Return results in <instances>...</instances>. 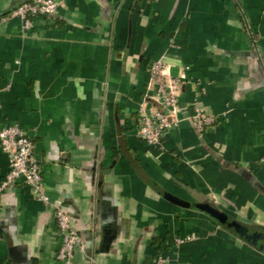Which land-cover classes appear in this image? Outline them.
<instances>
[{"label": "crops", "instance_id": "0c3cea01", "mask_svg": "<svg viewBox=\"0 0 264 264\" xmlns=\"http://www.w3.org/2000/svg\"><path fill=\"white\" fill-rule=\"evenodd\" d=\"M22 1L0 0V15ZM159 57L184 78L179 122L154 147L137 111ZM196 110L217 118L200 134ZM12 123L33 142L49 205L21 182L0 193V264H60L55 205L83 242L71 264L159 253L169 264H264V0H62L27 30L7 18L0 125ZM8 169L0 143V180ZM204 201L258 231L257 246L185 206Z\"/></svg>", "mask_w": 264, "mask_h": 264}, {"label": "built area", "instance_id": "2783aa9c", "mask_svg": "<svg viewBox=\"0 0 264 264\" xmlns=\"http://www.w3.org/2000/svg\"><path fill=\"white\" fill-rule=\"evenodd\" d=\"M61 1H23L8 13L0 15V22L10 17H19L23 28L27 30L31 27L33 18L54 15ZM148 71L150 82L147 86V100L140 104L137 111V134L148 145L160 147L166 132L179 122L178 98L184 75L179 78L172 77L162 57L153 60ZM148 100L153 104L150 108L147 106ZM191 119L195 131L199 134L217 122L214 115L199 110L192 113ZM0 143L9 157L8 172L0 180V193L21 182L34 191L35 198L49 205L48 197L43 192L41 167L33 154L34 145L31 138L17 123H12L0 125ZM53 215L60 233L56 259L60 264H71L75 249L83 248L82 239L73 228L71 217L60 205L54 206ZM176 241L181 242L183 239L177 238ZM150 264H169V260L167 256L159 253L152 257Z\"/></svg>", "mask_w": 264, "mask_h": 264}, {"label": "water", "instance_id": "95a60500", "mask_svg": "<svg viewBox=\"0 0 264 264\" xmlns=\"http://www.w3.org/2000/svg\"><path fill=\"white\" fill-rule=\"evenodd\" d=\"M185 206L189 208H195L209 214L217 221L230 227L237 235L243 237L252 245L257 246L258 239L263 237L258 231H250L249 228L238 221L228 218L224 213L219 211L209 202H186ZM259 247L262 248V246Z\"/></svg>", "mask_w": 264, "mask_h": 264}, {"label": "trees", "instance_id": "16d2710c", "mask_svg": "<svg viewBox=\"0 0 264 264\" xmlns=\"http://www.w3.org/2000/svg\"><path fill=\"white\" fill-rule=\"evenodd\" d=\"M24 1H26V0H24ZM22 2H23V1H22ZM22 2H20V3H22ZM20 3H18L17 5H19ZM17 5H16V6H17Z\"/></svg>", "mask_w": 264, "mask_h": 264}]
</instances>
